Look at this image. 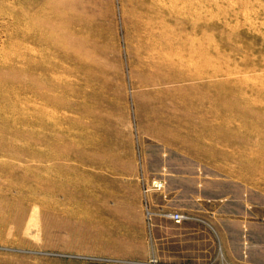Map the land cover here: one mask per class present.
I'll list each match as a JSON object with an SVG mask.
<instances>
[{
    "label": "rangeland",
    "instance_id": "374dc122",
    "mask_svg": "<svg viewBox=\"0 0 264 264\" xmlns=\"http://www.w3.org/2000/svg\"><path fill=\"white\" fill-rule=\"evenodd\" d=\"M0 264H264V0H0Z\"/></svg>",
    "mask_w": 264,
    "mask_h": 264
},
{
    "label": "crops",
    "instance_id": "0c3cea01",
    "mask_svg": "<svg viewBox=\"0 0 264 264\" xmlns=\"http://www.w3.org/2000/svg\"><path fill=\"white\" fill-rule=\"evenodd\" d=\"M135 212H133V262H142L144 260H148L153 253L155 252V245H154V233H155V227L160 222L161 227H167L171 226L172 224L168 220H161L159 218H151V224L147 225L145 222V218L142 215V213L139 211V202H136L135 204ZM196 205V203H195ZM197 206V205H196ZM200 206V204H198ZM221 212H226V205L220 204L218 206V209ZM218 211V210H217ZM193 216L196 214H192ZM193 217L187 218V221L181 222L177 224L179 228L188 227L189 223H193ZM159 223V224H160ZM190 223V224H191ZM158 224V226H159ZM182 228V229H183ZM180 231V230H179ZM180 235L185 236V231H180ZM163 245V244H162ZM171 252L174 253V248H170ZM176 250V249H175ZM161 251H164V247L161 246ZM176 252L178 255V260L181 259V261H186V247H178ZM182 255V256H180Z\"/></svg>",
    "mask_w": 264,
    "mask_h": 264
},
{
    "label": "built area",
    "instance_id": "2783aa9c",
    "mask_svg": "<svg viewBox=\"0 0 264 264\" xmlns=\"http://www.w3.org/2000/svg\"><path fill=\"white\" fill-rule=\"evenodd\" d=\"M153 186L161 188L162 183L157 181V182H154ZM165 215L168 216L174 222H179L182 218V215L178 212H171V213H167Z\"/></svg>",
    "mask_w": 264,
    "mask_h": 264
}]
</instances>
